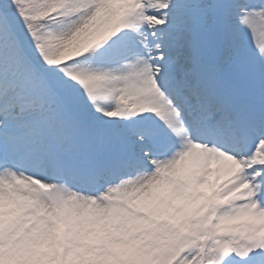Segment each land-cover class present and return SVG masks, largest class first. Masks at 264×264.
<instances>
[{"label": "snow or ice", "instance_id": "6c2138e0", "mask_svg": "<svg viewBox=\"0 0 264 264\" xmlns=\"http://www.w3.org/2000/svg\"><path fill=\"white\" fill-rule=\"evenodd\" d=\"M0 264H264V0H0Z\"/></svg>", "mask_w": 264, "mask_h": 264}]
</instances>
